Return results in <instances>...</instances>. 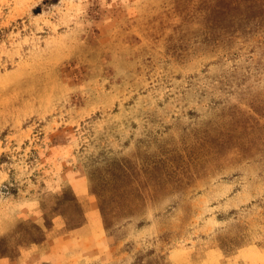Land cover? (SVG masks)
<instances>
[{
  "label": "rangeland",
  "instance_id": "obj_1",
  "mask_svg": "<svg viewBox=\"0 0 264 264\" xmlns=\"http://www.w3.org/2000/svg\"><path fill=\"white\" fill-rule=\"evenodd\" d=\"M83 236L264 264V0H0V264Z\"/></svg>",
  "mask_w": 264,
  "mask_h": 264
},
{
  "label": "crops",
  "instance_id": "obj_2",
  "mask_svg": "<svg viewBox=\"0 0 264 264\" xmlns=\"http://www.w3.org/2000/svg\"><path fill=\"white\" fill-rule=\"evenodd\" d=\"M85 239L86 237L83 236L76 240L74 244H71L73 249L68 247L66 250V256L62 255L61 260L64 261L66 259V263L70 264H86L93 260L100 263L108 262L109 258L105 251V240L103 238H97L94 245L90 246L91 243L88 245ZM100 247H102V251L100 250Z\"/></svg>",
  "mask_w": 264,
  "mask_h": 264
}]
</instances>
